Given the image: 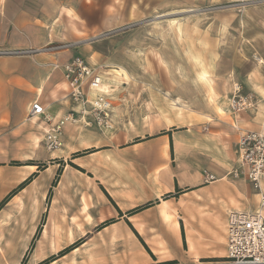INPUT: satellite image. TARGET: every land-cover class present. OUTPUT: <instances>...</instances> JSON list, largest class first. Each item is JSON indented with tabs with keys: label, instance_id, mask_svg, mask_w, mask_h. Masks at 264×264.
Returning a JSON list of instances; mask_svg holds the SVG:
<instances>
[{
	"label": "crops",
	"instance_id": "0c3cea01",
	"mask_svg": "<svg viewBox=\"0 0 264 264\" xmlns=\"http://www.w3.org/2000/svg\"><path fill=\"white\" fill-rule=\"evenodd\" d=\"M115 3L0 0V49L22 51L0 56V264H42L61 251L59 263L43 264H226L228 211L257 207L250 183L230 172L239 167L240 129L264 134V2L231 19L240 47L260 52L262 62L226 64L230 72L217 91L204 66L209 112L182 113L184 104L179 111L172 105L178 118H207L197 125L210 132L196 143L190 128L181 139L165 135L171 125L158 129L163 135L154 143L153 137L133 143L151 136L152 123L141 128L140 115L118 113L130 106L119 100L112 129L63 122L62 145L45 148V131L73 108L53 65L74 56L63 46L75 31L107 26ZM111 72L123 83V70ZM249 93L259 104L232 112L229 102ZM33 100L52 122L27 119ZM205 171L216 181L205 182Z\"/></svg>",
	"mask_w": 264,
	"mask_h": 264
},
{
	"label": "rangeland",
	"instance_id": "374dc122",
	"mask_svg": "<svg viewBox=\"0 0 264 264\" xmlns=\"http://www.w3.org/2000/svg\"><path fill=\"white\" fill-rule=\"evenodd\" d=\"M262 2L264 0H197L195 5L189 6L182 0H165L158 6L152 0H116L118 9L107 14L108 25L100 29H86L82 33L74 30L77 37L70 41L68 50L75 52L73 55L84 57L91 64L105 65L104 69L109 72L106 77L114 86L112 97L117 99L112 100L113 106L119 105V100L129 101L130 106L121 107L118 113L140 115L141 128L152 123L151 136L144 135L133 143L148 142L152 137L154 143L155 138L163 133L170 137L175 134L181 139L187 128H190L188 133L194 135L196 143L201 133L210 132V129L197 125L207 121V118L200 119L192 115L178 118L175 109L179 111V107L184 104L186 107L182 113L211 110L210 104L213 102L208 100L206 85L203 84L208 79L205 76L200 78L204 66L208 68L217 91L225 87L222 82L227 81L226 73L230 72L226 64L259 62L257 58L263 59L257 50L240 47L242 41L233 32L234 23L231 20L234 16L241 17L246 10ZM190 8L192 11L177 16L178 22L156 18L165 12ZM113 68L123 70V83L120 80L116 83L118 81L111 72ZM239 86L240 83L238 89ZM234 91L237 89L234 88ZM250 99L251 105L245 110L260 102L252 96ZM232 102H229L232 112L243 109L232 108ZM168 117L172 124H167ZM168 125L171 126L163 133L158 130ZM244 131L240 129L238 136ZM91 151L90 148L82 150L78 156ZM79 241L75 240L67 249L71 250ZM61 252L47 258L42 264L51 260L59 263Z\"/></svg>",
	"mask_w": 264,
	"mask_h": 264
},
{
	"label": "built area",
	"instance_id": "2783aa9c",
	"mask_svg": "<svg viewBox=\"0 0 264 264\" xmlns=\"http://www.w3.org/2000/svg\"><path fill=\"white\" fill-rule=\"evenodd\" d=\"M71 44L64 45L69 49ZM53 49V48H52ZM22 52V51H21ZM20 51L1 50L0 56L20 55ZM105 65L91 64L80 55H74L53 68L62 71L63 80L68 87V98L73 108L61 121L52 124L44 133V146L56 150L62 145L63 122L81 124L83 127L95 126L100 130L113 128L114 86L109 82ZM106 86L108 89H105ZM251 99L237 98L232 108L241 109L251 105ZM44 106L33 100L27 108V119L36 118L46 123L52 122L44 115ZM239 167H234L233 178L244 177L256 191L257 207L250 212L231 210L226 218V264H264V134L249 130L242 132L237 139ZM205 182L216 181V177L205 171Z\"/></svg>",
	"mask_w": 264,
	"mask_h": 264
},
{
	"label": "bare ground",
	"instance_id": "6f19581e",
	"mask_svg": "<svg viewBox=\"0 0 264 264\" xmlns=\"http://www.w3.org/2000/svg\"><path fill=\"white\" fill-rule=\"evenodd\" d=\"M188 11H192V9L190 8V9H181L180 11H175V10H172V11H169V12H165V14H160V15H158L156 18H167V19H169L170 21H172V22H178L179 20L177 19V16L178 15H182V13L183 12H188ZM194 12H195V10H193ZM154 17V18H155ZM258 60H259V62H262L261 60H260V58H257ZM111 70V69H110ZM111 71H117V70H115L114 68L111 70ZM200 78H203V74L201 73L200 74ZM33 120H34V118H33ZM264 131V130H263Z\"/></svg>",
	"mask_w": 264,
	"mask_h": 264
},
{
	"label": "trees",
	"instance_id": "16d2710c",
	"mask_svg": "<svg viewBox=\"0 0 264 264\" xmlns=\"http://www.w3.org/2000/svg\"><path fill=\"white\" fill-rule=\"evenodd\" d=\"M146 206H148V205H146ZM146 206H142V207H139V208H143V207H146ZM138 210V209H137ZM172 263H174V262H172ZM172 263H166V264H172Z\"/></svg>",
	"mask_w": 264,
	"mask_h": 264
}]
</instances>
